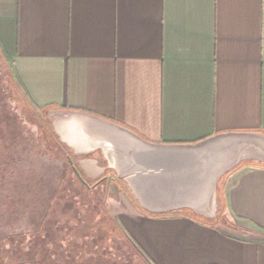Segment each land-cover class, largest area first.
<instances>
[{
    "label": "crops",
    "instance_id": "obj_1",
    "mask_svg": "<svg viewBox=\"0 0 264 264\" xmlns=\"http://www.w3.org/2000/svg\"><path fill=\"white\" fill-rule=\"evenodd\" d=\"M0 43L150 264H264V0H0Z\"/></svg>",
    "mask_w": 264,
    "mask_h": 264
},
{
    "label": "rangeland",
    "instance_id": "obj_2",
    "mask_svg": "<svg viewBox=\"0 0 264 264\" xmlns=\"http://www.w3.org/2000/svg\"><path fill=\"white\" fill-rule=\"evenodd\" d=\"M13 73L0 52V264H146L110 221V185L89 191L69 168L65 113L36 107Z\"/></svg>",
    "mask_w": 264,
    "mask_h": 264
},
{
    "label": "trees",
    "instance_id": "obj_3",
    "mask_svg": "<svg viewBox=\"0 0 264 264\" xmlns=\"http://www.w3.org/2000/svg\"><path fill=\"white\" fill-rule=\"evenodd\" d=\"M0 52H1V54H2V56H3V58L4 59H6L7 57H6V54H5V52H4V50L2 49V46H1V43H0ZM6 57V58H5ZM13 77L17 80V78H16V75H15V73H13ZM18 81V80H17ZM19 83V82H18ZM19 85H20V83H19ZM20 87H21V85H20ZM23 92H24V90H23ZM24 94H25V92H24ZM26 95V94H25ZM27 96V95H26ZM54 130V129H53ZM52 130V131H53ZM53 133H55L54 131H53ZM56 135V134H55ZM57 137V139H58V142H57V144L59 145V147L60 148H66L61 142H60V140H59V138H58V136H56ZM69 151V150H68ZM69 153H70V151H69ZM74 157V156H73ZM67 159H68V162H69V168L71 169V171L74 173V170H73V168L71 167V161H72V163L74 164V161L72 160V153H70V155L67 157ZM75 166H76V169L79 171V173L81 174V177L83 178V180L86 182V180H85V178H87V177H85L84 175H83V173L81 172V170H80V168H79V166L78 165H76V164H74ZM78 180L82 183V185L83 186H85L89 191H95L97 188H99L101 185H103V184H108L106 181H107V179H105V180H97L94 184H89L88 182H86V183H83L79 178H78ZM108 186V185H107ZM104 206L106 207V205L104 204ZM226 220H225V222L226 223H228L229 221H228V219L227 218H225ZM110 221H111V223H112V225L114 226V228L118 231V232H121V234L122 235H124V236H126L128 239H127V242L131 245L130 247H132V252L134 251V254L135 255H137L138 257H140L142 260H144L145 261V263L146 264H150L149 263V261L143 256V254L137 249V247L133 244V242L129 239V237L124 233V231L122 230V228L119 226V224H118V222H117V220L115 219V218H110ZM228 224H230V226H234L233 224H231V223H228Z\"/></svg>",
    "mask_w": 264,
    "mask_h": 264
},
{
    "label": "bare ground",
    "instance_id": "obj_4",
    "mask_svg": "<svg viewBox=\"0 0 264 264\" xmlns=\"http://www.w3.org/2000/svg\"><path fill=\"white\" fill-rule=\"evenodd\" d=\"M56 127H57L58 133L61 134L64 139L69 140L70 143L73 145L76 144V142H78V140H80V138H82V134L77 129V124H76L75 120L72 121V127L71 128L67 126L68 128H67L66 132H68V133L65 132V128H64L62 123L58 122L56 124ZM70 131H71V134H70ZM67 134H69V135H67Z\"/></svg>",
    "mask_w": 264,
    "mask_h": 264
},
{
    "label": "water",
    "instance_id": "obj_5",
    "mask_svg": "<svg viewBox=\"0 0 264 264\" xmlns=\"http://www.w3.org/2000/svg\"><path fill=\"white\" fill-rule=\"evenodd\" d=\"M55 131H56V133L58 134L56 128H55ZM86 135H87V137H90V138L93 137L89 131L86 132ZM93 138H94V137H93ZM98 144H99V146L102 148L103 153L106 154V155L109 154L110 151H111V152L113 151V145H112V143L108 142V141L105 140V139H102V140L100 139V142H99ZM71 165H72V168L74 169V171H75L77 177H78L83 183H86V182L83 180V178L81 177V174L79 173V171L76 169V167H75L74 164L72 163V161H71Z\"/></svg>",
    "mask_w": 264,
    "mask_h": 264
},
{
    "label": "flooded vegetation",
    "instance_id": "obj_6",
    "mask_svg": "<svg viewBox=\"0 0 264 264\" xmlns=\"http://www.w3.org/2000/svg\"><path fill=\"white\" fill-rule=\"evenodd\" d=\"M75 164L77 165V163H76V161H75ZM75 166V165H74ZM71 167H72V165H71ZM76 167V166H75ZM74 170V169H73ZM74 173H75V171H74ZM76 174V173H75ZM100 180H103V178H101Z\"/></svg>",
    "mask_w": 264,
    "mask_h": 264
}]
</instances>
